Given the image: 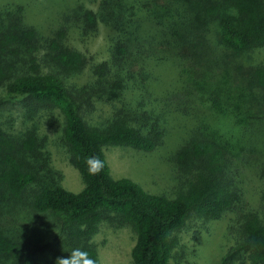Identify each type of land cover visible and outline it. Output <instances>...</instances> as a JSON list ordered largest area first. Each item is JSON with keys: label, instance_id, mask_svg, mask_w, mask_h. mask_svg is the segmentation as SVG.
Returning a JSON list of instances; mask_svg holds the SVG:
<instances>
[{"label": "trees", "instance_id": "16d2710c", "mask_svg": "<svg viewBox=\"0 0 264 264\" xmlns=\"http://www.w3.org/2000/svg\"><path fill=\"white\" fill-rule=\"evenodd\" d=\"M100 23L113 37L107 59L93 62L70 37H88ZM260 48L264 0H100L96 10H80L70 24L48 32L28 21L23 4L0 0V115L6 95L19 96L24 113L58 110L70 161L84 182L79 192L58 183L31 188L40 178L60 177L44 150L45 137L36 126L13 134L0 123V195L25 201L36 212L59 213L67 221L62 237L49 249L48 264L74 248L87 250L100 264L91 238L102 219L133 227V264H171L175 233L187 217L214 219L238 207L242 194L226 174V152L235 148L234 154L241 156L251 114L256 119L264 114V61L251 59V52ZM166 63L180 76L191 77L185 86L189 93H204L202 109L193 99L190 106L183 105L199 124L176 155L190 177L174 196L148 192L127 177L115 178L103 150L115 145L152 151L160 143L162 114L147 107L144 96L150 95L152 69ZM86 69L89 78L78 82ZM255 94L259 101L252 112L250 96ZM97 101L116 102L118 108L92 124L86 117ZM90 156L104 163L98 175L87 172ZM260 172L264 181V161ZM3 198L0 264H37L39 246L29 245L2 221L4 209L14 207L3 208ZM261 202L264 208V188ZM238 220L240 240L224 255L223 264H243L244 257L264 264V213L244 210Z\"/></svg>", "mask_w": 264, "mask_h": 264}, {"label": "rangeland", "instance_id": "374dc122", "mask_svg": "<svg viewBox=\"0 0 264 264\" xmlns=\"http://www.w3.org/2000/svg\"><path fill=\"white\" fill-rule=\"evenodd\" d=\"M23 4L28 21L41 31L60 24H70L71 19L85 8L96 10L100 0H5ZM83 8V9H82ZM149 23L144 24L147 28ZM113 33L104 24H99L95 32L88 37L74 33L70 41L88 55L93 62L107 59L108 48ZM252 62L264 61V48L251 52ZM154 80L148 86L149 101L147 107H154L162 114L164 136L152 151L138 150L129 146H104V154L115 178L127 177L138 183L144 190L174 196L183 186L186 173L177 162L176 155L180 147L196 133L199 121L184 106H190L192 99L201 108L203 91L189 93L190 78L180 76L169 63L152 69ZM89 78V70L77 77L78 82ZM259 96H250L252 112L257 111ZM116 102L97 101L94 111L87 116L92 124L100 123L118 108ZM255 105V106H254ZM133 106V105H132ZM0 123L13 134H18L28 127H37L40 137H45L44 150L48 153L50 165L60 174L36 181L31 188L42 184L58 183L72 192H79L84 187L80 172L70 161V153L63 140V117L56 109H41L37 113H24L22 99L19 96L6 95L1 106ZM135 105L133 106V108ZM180 107V108H179ZM202 109V108H201ZM264 109V108H263ZM260 113V110L257 112ZM256 113V115H257ZM251 114L250 134L243 139L245 147L237 156L235 148L226 152L229 163V176H232L242 194L241 202L233 210L224 212L219 218L209 219L190 215L183 226L175 233L178 243L172 250L171 264H223L227 251L240 240L238 232L239 213L252 210L263 216L264 208L261 193L264 181L261 177V164L264 161V114L258 119ZM257 117V116H256ZM245 131H248L246 129ZM236 134V133H235ZM228 176V175H226ZM228 176V177H229ZM29 194V190L24 198ZM0 195V200L3 198ZM1 202L5 208L1 213L2 221L18 237L25 238L29 245H38L37 264L49 263V249L62 237L67 221L59 213L36 212L28 207L27 202H12L5 197ZM9 202V203H8ZM13 203V204H10ZM136 234L133 227L116 219H102L91 241L96 246L100 264H133L131 250L135 244ZM243 264H251L243 258Z\"/></svg>", "mask_w": 264, "mask_h": 264}, {"label": "clouds", "instance_id": "9594fccd", "mask_svg": "<svg viewBox=\"0 0 264 264\" xmlns=\"http://www.w3.org/2000/svg\"><path fill=\"white\" fill-rule=\"evenodd\" d=\"M85 164L90 176L98 175L104 168V163L98 156L87 157ZM55 264H97V261L87 250L74 248L66 257H58Z\"/></svg>", "mask_w": 264, "mask_h": 264}]
</instances>
